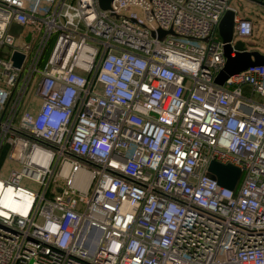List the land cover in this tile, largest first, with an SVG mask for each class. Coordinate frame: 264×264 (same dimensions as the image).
<instances>
[{
  "label": "built area",
  "instance_id": "built-area-1",
  "mask_svg": "<svg viewBox=\"0 0 264 264\" xmlns=\"http://www.w3.org/2000/svg\"><path fill=\"white\" fill-rule=\"evenodd\" d=\"M233 1L0 0V264H264V64L216 82L228 10L261 51Z\"/></svg>",
  "mask_w": 264,
  "mask_h": 264
},
{
  "label": "water",
  "instance_id": "water-1",
  "mask_svg": "<svg viewBox=\"0 0 264 264\" xmlns=\"http://www.w3.org/2000/svg\"><path fill=\"white\" fill-rule=\"evenodd\" d=\"M264 6L263 0H251ZM103 8L110 6L111 0H100ZM235 12L228 10L221 19L218 30L223 41L226 43L224 53L227 57L224 68L219 72L216 77V82L224 84L225 81L232 75L238 74L249 66L263 65L264 53L259 50H247L245 42L238 40L234 46L231 44L234 31ZM233 49L236 50L235 55H232ZM15 62L19 65L23 56L16 53L14 56ZM208 171L213 178H217L218 183L224 187L234 189L241 176V169L233 164H223L218 161H211Z\"/></svg>",
  "mask_w": 264,
  "mask_h": 264
},
{
  "label": "rangeland",
  "instance_id": "rangeland-1",
  "mask_svg": "<svg viewBox=\"0 0 264 264\" xmlns=\"http://www.w3.org/2000/svg\"><path fill=\"white\" fill-rule=\"evenodd\" d=\"M239 3V9L241 12L243 13H251V15L254 16V18L256 19V25L257 27V33H256V38L255 40L258 41V47L261 51H264V36H262L263 32H264V13H261L259 15H257V13L262 12L257 5H255L254 3L248 2V1H241L238 2ZM252 11L254 13H252ZM246 91V88H245ZM247 92V91H246ZM258 96L255 95V98H257ZM11 168H19V166L17 164H11L10 166ZM21 184L23 186H26L28 188H31L33 190L38 191L39 190V184L36 183L35 181L29 180V179H23Z\"/></svg>",
  "mask_w": 264,
  "mask_h": 264
},
{
  "label": "trees",
  "instance_id": "trees-1",
  "mask_svg": "<svg viewBox=\"0 0 264 264\" xmlns=\"http://www.w3.org/2000/svg\"><path fill=\"white\" fill-rule=\"evenodd\" d=\"M239 1H241V0H239ZM234 3V2H233ZM258 6V5H257ZM258 8L262 11V12H260V13H257V15H259V14H261V13H264V7H261V6H258ZM249 13V12H248ZM252 13H254L253 11H252ZM251 13H249V14H247V13H243V15L242 16H244V17H247V18H251L253 21H254V23H255V25H256V19L255 18H253L254 16H251L250 15ZM257 25H256V33H257ZM264 33V32H263Z\"/></svg>",
  "mask_w": 264,
  "mask_h": 264
},
{
  "label": "crops",
  "instance_id": "crops-1",
  "mask_svg": "<svg viewBox=\"0 0 264 264\" xmlns=\"http://www.w3.org/2000/svg\"><path fill=\"white\" fill-rule=\"evenodd\" d=\"M241 1H248V2H251V3H254L255 5H258V6H261V7H264L263 5H260V4H258V3H256V2H254V1H251V0H241ZM241 1H239V0H234L233 2V5L235 6V7H237V9H238V11H239V14L240 15H243V12H241L240 11V9H239V3L238 2H241ZM264 1V0H263ZM247 13V12H246ZM247 14H249V13H247ZM251 15V14H250ZM251 16H253V15H251ZM254 18V17H253Z\"/></svg>",
  "mask_w": 264,
  "mask_h": 264
}]
</instances>
